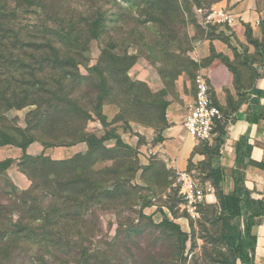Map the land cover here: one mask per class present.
<instances>
[{
  "label": "rangeland",
  "instance_id": "374dc122",
  "mask_svg": "<svg viewBox=\"0 0 264 264\" xmlns=\"http://www.w3.org/2000/svg\"><path fill=\"white\" fill-rule=\"evenodd\" d=\"M6 1L9 12L17 9L15 15L7 17L8 25L11 24L15 35H18L17 31L21 32L18 49L13 53L16 58H25L26 65L23 69L20 66H7L0 71V103L3 104H0V131L21 144L29 138H41L50 131L59 133L75 128L77 123H64L63 118L55 115L52 118L57 123L47 128L38 124L46 110L55 114L50 106L57 105L58 101L51 91L60 93V99L71 103L62 105L63 108H70L75 118L76 106L91 112L93 120L88 122L86 131L98 138L108 132L109 140L104 143L107 149H115L119 140L128 148L118 149L120 153L116 154L119 158L116 162L119 169L113 176L117 183L114 191L127 194L128 198L123 202L117 201L115 205L118 207L114 209L96 210L94 216H88L85 222L89 230H94L85 239V245L93 251L106 253L105 256L100 254L94 264H222L229 256L220 241L223 223L217 194L223 187L220 184L216 188L210 184L211 171L218 168V165L213 166L217 158L210 161L206 142L200 143L199 152L205 159L197 164L191 160L187 169L179 172L153 156L145 159L141 151L147 145L146 138L136 133L139 128L159 132L166 127L167 100L175 94L174 83L180 76H186L193 89L196 86L204 63L196 62L193 52L200 41L215 37L216 27L210 25L207 18L220 0H202L198 7L195 0H180L184 3L183 18L176 17L174 11H170L167 18L148 13L146 0H118L109 5H106L108 2L94 4L85 0H0V4ZM190 12L192 15H189ZM90 14H94L95 18H85ZM100 16L104 18H98ZM84 20L101 21L102 35L89 42L85 60H81L83 64L63 71V82L57 84L51 70L43 63L46 52L36 51L34 46L24 48L23 44H44L48 39L38 33V28L42 26L55 27L57 31L63 29L64 34L70 21L81 25ZM109 45L115 46L112 54H128L135 58L136 63L128 71L127 77L131 83H136V87L129 96L121 95L117 104L103 106L104 115L106 106L118 111L112 119L105 115L110 124L105 129L93 113L92 105L97 103L93 84L99 82V77L92 72V68L99 64L103 51ZM21 49L24 51L21 52ZM9 50L1 46L0 54L8 58ZM63 52L69 51L63 49ZM25 53L27 55L23 56ZM70 53L75 55L77 52L74 50ZM2 58L0 56V66L5 65ZM140 64L158 73L165 83V90L157 93L147 83L131 75V71ZM67 72H70V76L66 75ZM82 78L90 80L86 82ZM112 96L115 97L113 93L111 99ZM122 134L139 136V146H131ZM117 136L119 140L115 138ZM79 144L85 146L80 154L89 155V146ZM19 164L13 162L5 176L11 180L9 172L18 169ZM112 164L111 161L98 162L95 168L103 170ZM18 171L21 172L20 169ZM4 179L0 177V189H5ZM191 185L205 189L206 198L198 207L199 216L196 219L190 217L185 209L186 193ZM210 194H215L216 203L210 204ZM5 201V196L0 194V202ZM122 203L127 205L119 207ZM34 260L36 258L32 252H22L16 254L10 264H30Z\"/></svg>",
  "mask_w": 264,
  "mask_h": 264
},
{
  "label": "trees",
  "instance_id": "16d2710c",
  "mask_svg": "<svg viewBox=\"0 0 264 264\" xmlns=\"http://www.w3.org/2000/svg\"><path fill=\"white\" fill-rule=\"evenodd\" d=\"M99 1L108 2L106 5H109L118 0H85V2L94 4ZM195 1L198 7L202 0ZM146 3L148 13L152 12L167 18L169 12L174 11L177 14L176 17L183 18L184 3L180 0H146ZM104 6L101 8L103 9ZM186 8L189 7L186 6ZM9 10L7 1L0 4V48L3 46L10 49L8 58L0 54L5 63L0 66L1 72L2 68L7 66H20L23 69L26 65L25 58H16V54L13 53L18 49L21 32L17 31L18 35H15L11 24L8 25L7 17L17 13V9L10 12ZM94 14L87 15L85 18H95ZM189 15L192 13L190 12ZM81 18L84 17L81 16ZM98 18H104V16ZM101 24L99 20H84L81 25L70 21L64 34L63 29L57 31L55 27L42 26L38 28V33L48 40L41 45L23 44V47L34 46L36 51L44 50L46 57L43 63L51 70L56 83L60 84L59 82H63V71L78 68L83 64L81 60H85L84 55L88 52L89 42L99 39L102 35L100 33ZM114 48V45L107 46L99 64L92 68V72L99 77V82L93 84V89L97 94V103L92 105L94 110L92 112L105 129L110 124L102 112L103 106L117 104L121 95L129 96L136 87V83H131L127 77L128 71L136 63L135 58L128 54L124 56L112 54L111 50ZM63 49L69 52L64 53ZM74 50L77 53L72 55L70 51ZM261 54L264 56V50ZM69 73L67 72L66 75L70 76ZM82 80L88 82L90 79L82 78ZM49 92L58 101L57 105L50 106L55 114L46 110L38 124L47 128L57 123L52 118V115H55L63 118L64 123L75 122L78 126L69 130H61L59 133L49 130L50 132L41 138H29L21 144L13 141L6 132L0 131V148L14 146L26 150L31 144L40 142L45 148L54 149L86 143L90 154L87 156L78 154L70 160L57 162L46 156L29 157L25 155L17 166L32 183L25 191L19 190L5 176L14 161H0V177H5L6 184L5 189H0V194L6 198L5 203L0 202V264H10L15 255H20L22 252H32L35 255L36 260L30 264H94L100 254L105 256L106 253L101 250L93 251L85 245V239L94 231L87 228L85 224L87 217H93L98 209H114L118 207L115 204L122 200L126 201L128 198L127 194L122 195L114 191L117 183L113 180V176L115 177L117 173L116 170L119 169L118 162H116V159H119L116 154L120 153L118 149L128 148L117 136L115 138L119 140L118 146L113 150L107 149L104 143L109 140L108 132L104 137L98 138L86 131L88 122L93 120L89 110H82L76 106L77 117L75 118L70 108H63L62 105L63 103L71 105V103L60 99V93ZM112 93L115 97L112 96L111 99ZM218 129L222 136L224 134L223 124L219 123ZM216 142L215 149L208 151V154L212 155L211 158L218 157L219 148L223 143L220 138ZM206 147H208L207 143ZM248 152H251V147H248ZM237 154L242 155L240 148ZM110 161L114 164L103 170L95 168L98 162ZM250 164L264 169V164L253 161ZM236 173L234 191L231 194H225L222 189L217 194L220 203V220L223 223L220 241L229 254L222 264H251L256 249L253 227L255 219L264 216V201L252 196V191L245 186V177L241 175L243 172L237 171ZM222 174L223 170L219 166L211 171L212 184L216 188L222 185ZM121 205L126 206L127 204L122 203L119 207H123ZM15 214L18 215L15 217ZM174 227L179 229L178 226Z\"/></svg>",
  "mask_w": 264,
  "mask_h": 264
},
{
  "label": "crops",
  "instance_id": "0c3cea01",
  "mask_svg": "<svg viewBox=\"0 0 264 264\" xmlns=\"http://www.w3.org/2000/svg\"><path fill=\"white\" fill-rule=\"evenodd\" d=\"M220 10L231 14L234 22L231 25L209 23L216 27L215 37L200 41L193 52V59L204 63L199 74L207 80L213 101L225 118L224 134L221 136L216 130L213 141L207 146L211 152L219 138L223 142L213 166L218 165L223 170L225 194L234 191L235 172L240 171L252 196L264 201V169L250 164L251 161L264 164V56L261 54L264 50V0H220L213 11ZM131 75L157 93L165 90V83L158 73L144 64L133 69ZM174 93L167 100L166 127L159 132L139 128L136 133L146 138L147 145L140 150L146 155L143 156L145 159L153 156L182 172L191 160L197 164L205 156L199 152L200 143L191 138L184 127L187 106L195 97L196 86L193 89L189 79L180 76L174 83ZM117 113L116 108L105 107L109 119ZM122 136L131 146H139V136ZM248 147H251L250 153ZM239 148L242 155L237 154ZM84 150L83 144L47 149L41 143H33L26 150L5 146L0 148V161L20 162L25 155L67 161ZM207 156L213 161L208 152ZM9 176L21 191L30 188L31 183L18 169H12ZM208 200L210 204L216 203L215 194L208 195ZM252 233L256 238V249L251 264H264V216L255 219Z\"/></svg>",
  "mask_w": 264,
  "mask_h": 264
},
{
  "label": "built area",
  "instance_id": "2783aa9c",
  "mask_svg": "<svg viewBox=\"0 0 264 264\" xmlns=\"http://www.w3.org/2000/svg\"><path fill=\"white\" fill-rule=\"evenodd\" d=\"M207 21L229 25L234 22L233 16L224 10L213 11L208 16ZM224 121L223 113L213 101L207 80L199 75L196 79L195 97L187 106L184 121L187 133L199 143H210L215 137L218 124H223ZM205 198V189L191 185L186 193L185 203V209L190 217L196 219L199 216L198 207L203 204Z\"/></svg>",
  "mask_w": 264,
  "mask_h": 264
}]
</instances>
